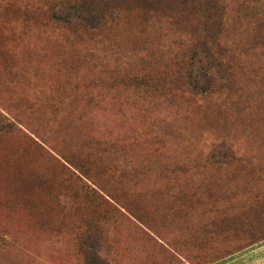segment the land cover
Here are the masks:
<instances>
[{"label": "rangeland", "instance_id": "rangeland-1", "mask_svg": "<svg viewBox=\"0 0 264 264\" xmlns=\"http://www.w3.org/2000/svg\"><path fill=\"white\" fill-rule=\"evenodd\" d=\"M263 239L264 0H0V264Z\"/></svg>", "mask_w": 264, "mask_h": 264}, {"label": "trees", "instance_id": "trees-1", "mask_svg": "<svg viewBox=\"0 0 264 264\" xmlns=\"http://www.w3.org/2000/svg\"><path fill=\"white\" fill-rule=\"evenodd\" d=\"M214 68H219L220 64L216 61H211L209 56H193L190 58L187 68V75L191 80L193 86H198V83H203V85H210L213 76L210 74L209 70Z\"/></svg>", "mask_w": 264, "mask_h": 264}, {"label": "crops", "instance_id": "crops-1", "mask_svg": "<svg viewBox=\"0 0 264 264\" xmlns=\"http://www.w3.org/2000/svg\"><path fill=\"white\" fill-rule=\"evenodd\" d=\"M211 264H264V239Z\"/></svg>", "mask_w": 264, "mask_h": 264}]
</instances>
